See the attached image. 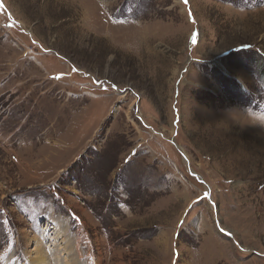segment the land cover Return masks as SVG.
Instances as JSON below:
<instances>
[{
  "label": "rangeland",
  "instance_id": "rangeland-1",
  "mask_svg": "<svg viewBox=\"0 0 264 264\" xmlns=\"http://www.w3.org/2000/svg\"><path fill=\"white\" fill-rule=\"evenodd\" d=\"M34 251L264 264V0H0V264Z\"/></svg>",
  "mask_w": 264,
  "mask_h": 264
},
{
  "label": "bare ground",
  "instance_id": "bare-ground-1",
  "mask_svg": "<svg viewBox=\"0 0 264 264\" xmlns=\"http://www.w3.org/2000/svg\"><path fill=\"white\" fill-rule=\"evenodd\" d=\"M38 250V249H37ZM35 252V251H34ZM37 252V254L35 255V256H33V258L32 259H30L31 260V262L33 263V264H46L47 262V260L44 258V256L42 255V252H40V251H36ZM35 252V253H36ZM46 260V261H45Z\"/></svg>",
  "mask_w": 264,
  "mask_h": 264
},
{
  "label": "snow or ice",
  "instance_id": "snow-or-ice-1",
  "mask_svg": "<svg viewBox=\"0 0 264 264\" xmlns=\"http://www.w3.org/2000/svg\"><path fill=\"white\" fill-rule=\"evenodd\" d=\"M185 2H187V0H185Z\"/></svg>",
  "mask_w": 264,
  "mask_h": 264
}]
</instances>
